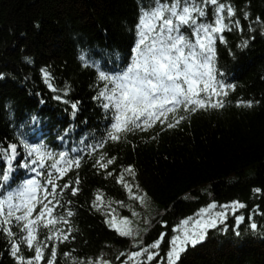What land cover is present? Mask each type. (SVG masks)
<instances>
[{
  "label": "trees",
  "instance_id": "trees-1",
  "mask_svg": "<svg viewBox=\"0 0 264 264\" xmlns=\"http://www.w3.org/2000/svg\"><path fill=\"white\" fill-rule=\"evenodd\" d=\"M218 2L234 9L232 19L239 20L243 29L233 23L219 34L223 40L218 35L213 45L214 67L225 82L234 85L225 106L187 114L172 129L161 130L156 123L147 131L134 130L111 141L106 131L113 121L112 111L105 110L98 98L104 90L98 72L115 74L131 62L138 19L155 6L154 0H0V176L4 152L13 159V182L24 176V137L39 140L42 136L60 152L83 150L103 141V147L95 151L86 149L79 166L55 182L70 185L60 194L63 207L53 214H64L65 208L73 211L67 218L69 225L57 226L64 231L71 226L72 232L66 241L49 242L40 264L51 258L52 244L54 264H87L88 260L96 264L100 259L122 264L127 254L139 250L130 238L121 237L105 223L106 214L131 211L134 201L116 182L129 165L135 179L124 176L134 185L132 191L147 192L160 209L142 246L161 232L167 234L159 255L153 261L138 258L142 264H167L168 241L178 234L173 229L182 220L197 216L209 203L220 206L233 201L246 205L236 209L235 214L244 217L240 224L229 210L223 223L208 229L204 241L187 246L176 264H264V34L256 23L257 17L264 23V0ZM212 7L207 8L209 16ZM224 15L227 23L226 11ZM249 24L254 31H249ZM182 31L191 37L187 26ZM249 100L254 102L252 107L237 106V101ZM184 114L182 107L178 109V115ZM12 144L17 145L15 155L7 148ZM101 155L102 163L115 158L107 169L95 166ZM71 187L79 189L76 196ZM257 188L260 193L254 191ZM93 201L100 210L92 206ZM251 223L257 224L256 230H251ZM47 231L41 225L38 239L43 240ZM120 252L126 255L117 260ZM20 255L29 258L35 252L21 245ZM0 264H16L2 231Z\"/></svg>",
  "mask_w": 264,
  "mask_h": 264
},
{
  "label": "snow or ice",
  "instance_id": "snow-or-ice-1",
  "mask_svg": "<svg viewBox=\"0 0 264 264\" xmlns=\"http://www.w3.org/2000/svg\"><path fill=\"white\" fill-rule=\"evenodd\" d=\"M154 4L153 8L146 9L138 19V39L131 49V62L115 74L98 72L104 88L98 98L104 101L102 107L105 110L112 111L113 122L106 131L107 139L111 141H118L123 135L134 130L147 131L157 122L162 126L161 130L165 127L167 129L178 127L188 118L187 114L198 110H220L226 104L228 91L234 89L233 84L222 79L223 74L214 67L213 63L215 54L213 45L217 36L226 29L230 30L233 23L241 31L243 30L240 21L232 19L235 16L234 9L218 0H172L170 4L164 3L163 0H154ZM209 5L213 6L211 16L207 12ZM244 18L247 20L249 13L245 12ZM256 23L260 25L264 34V23L259 17L256 18ZM184 26L191 30V37L182 31ZM254 30L255 28L249 24V31ZM219 39L222 41L223 36L219 35ZM246 44L247 41H244L245 46ZM80 59L85 61L83 55ZM44 75L48 76L47 73ZM253 103L251 100L237 101V106L250 108ZM72 107L75 109L76 104H72ZM181 107L184 115H178V109ZM22 144L28 156L35 157L31 160V164L34 165L31 171L35 176L25 180L14 192H8L6 196L0 198V231L9 244L10 255L15 259L16 264H40L44 258V249L49 247V242H62L70 238L71 226L67 231L57 226L69 225L67 218L74 215L73 211L65 208L64 214H53L58 207H63L60 194L69 189L70 185L67 183L57 185L52 173H48L43 182L39 181L37 177L42 173L37 169L45 167V158L51 157L52 153L43 145L24 142ZM90 147L95 151L96 147H103V141ZM7 148L15 155L16 144ZM58 155L64 160V166H57L60 161L56 160L52 168L60 176H63L73 164L79 166L78 161L66 159L65 153L60 152ZM114 159V157L109 158L102 163L105 157L101 155L95 166L107 169L113 164ZM23 166L28 167L27 164ZM124 173L135 179L136 173L129 165L116 177V182L128 192L130 200L138 201L143 206L144 196L132 191L134 185L125 179ZM112 174L111 171L107 173L108 176ZM8 178V173H4L3 180L7 181ZM75 183L78 185L79 181ZM49 185L51 191H48ZM58 187L60 193H57ZM135 187L139 191V185ZM70 190L72 196H76L79 189L71 187ZM254 191L260 193L261 189L257 188ZM95 199L99 201L101 197L97 195ZM67 203L71 204V201ZM120 203L124 206L122 202ZM92 206L100 210V206L95 201ZM218 207L221 210L217 211ZM245 207L246 205L239 201L220 206L212 202L200 209L199 218L182 220L180 226L173 229V232L178 234L173 235L168 241L170 247L166 254L167 264H176L187 246L194 247L204 241L207 230L215 228L227 218L228 209H231L236 224L239 225L244 217L236 215V209ZM131 214L134 217L138 216L135 211H131ZM144 222L145 225L151 223L149 219H145ZM105 223L121 237L130 238L133 247H139L138 251L127 254V259L123 260L122 264H130L133 261L135 264H142L138 259L142 256H146L147 261H153L154 257L159 255V249L167 235L161 232L151 244L142 246L143 237L138 227H121V224L131 225L128 217H120L118 222L116 215L106 214ZM161 224L165 226L166 222L161 221ZM41 225L48 230L43 240L38 239V229ZM13 227L18 231L14 232ZM257 227L256 223L250 225L253 231ZM147 230V227L143 229L144 232ZM236 235L239 236L238 231ZM21 245L34 249L35 255L29 258L20 255ZM67 255L68 253H65V256ZM125 255L126 253L120 252L116 259L120 260ZM55 256L56 248L55 244H52L51 258L47 259V264H54ZM87 264H93V261L88 260ZM96 264H109V262L97 260Z\"/></svg>",
  "mask_w": 264,
  "mask_h": 264
},
{
  "label": "rangeland",
  "instance_id": "rangeland-1",
  "mask_svg": "<svg viewBox=\"0 0 264 264\" xmlns=\"http://www.w3.org/2000/svg\"><path fill=\"white\" fill-rule=\"evenodd\" d=\"M137 195H143L144 196V204L143 206L138 202V201H134L131 211H135L138 213V216H132L131 211L129 214H123V215H119V214H114L117 217V221L119 222L120 217H128V219L131 221V225L125 226L123 224H121V227H132V228H139L141 230V235L142 237L144 236L145 232L143 231V229L145 227H149L150 224L145 225V219H149L150 221L153 220V218H155L157 216V214L159 213L160 209H159V204L154 200L153 197H151L147 192H140ZM221 210L219 207L216 209ZM228 209L227 213L229 212ZM199 214V213H198ZM197 214V216L193 217L192 220H195L197 218H199V215ZM138 251V250H136ZM108 261L109 264H113L111 260H107V259H100V261Z\"/></svg>",
  "mask_w": 264,
  "mask_h": 264
}]
</instances>
